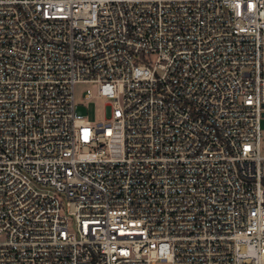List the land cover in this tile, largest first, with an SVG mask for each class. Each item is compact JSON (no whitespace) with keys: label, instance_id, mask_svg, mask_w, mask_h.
I'll return each instance as SVG.
<instances>
[{"label":"built area","instance_id":"2783aa9c","mask_svg":"<svg viewBox=\"0 0 264 264\" xmlns=\"http://www.w3.org/2000/svg\"><path fill=\"white\" fill-rule=\"evenodd\" d=\"M263 119L264 0H0V264H264Z\"/></svg>","mask_w":264,"mask_h":264},{"label":"rangeland","instance_id":"374dc122","mask_svg":"<svg viewBox=\"0 0 264 264\" xmlns=\"http://www.w3.org/2000/svg\"><path fill=\"white\" fill-rule=\"evenodd\" d=\"M90 89L91 97L85 98L84 92ZM75 99L78 110L92 122L104 121L106 118V103L109 99L106 96L98 95V85L96 83H78L75 87ZM263 137L261 142L262 153L264 154V119L261 122ZM156 264H169L158 262Z\"/></svg>","mask_w":264,"mask_h":264}]
</instances>
